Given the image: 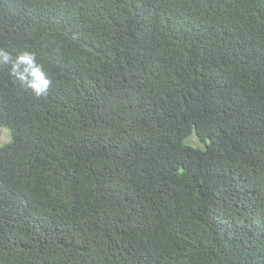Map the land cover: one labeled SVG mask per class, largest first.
Segmentation results:
<instances>
[{"label":"trees","instance_id":"trees-1","mask_svg":"<svg viewBox=\"0 0 264 264\" xmlns=\"http://www.w3.org/2000/svg\"><path fill=\"white\" fill-rule=\"evenodd\" d=\"M0 264H264V0H0Z\"/></svg>","mask_w":264,"mask_h":264},{"label":"rangeland","instance_id":"rangeland-1","mask_svg":"<svg viewBox=\"0 0 264 264\" xmlns=\"http://www.w3.org/2000/svg\"><path fill=\"white\" fill-rule=\"evenodd\" d=\"M10 140V136L7 132V129L3 126H0V146L5 144Z\"/></svg>","mask_w":264,"mask_h":264}]
</instances>
